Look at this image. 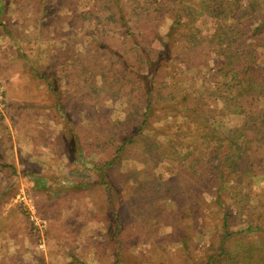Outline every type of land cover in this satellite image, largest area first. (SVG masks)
Returning <instances> with one entry per match:
<instances>
[{"label": "trees", "instance_id": "trees-1", "mask_svg": "<svg viewBox=\"0 0 264 264\" xmlns=\"http://www.w3.org/2000/svg\"><path fill=\"white\" fill-rule=\"evenodd\" d=\"M0 31L16 55L1 61L27 64L72 128L83 169L44 185L99 210L100 257L264 264V0H0ZM48 56L54 82L38 69ZM10 193L0 238L40 244L24 206L5 211Z\"/></svg>", "mask_w": 264, "mask_h": 264}, {"label": "rangeland", "instance_id": "rangeland-1", "mask_svg": "<svg viewBox=\"0 0 264 264\" xmlns=\"http://www.w3.org/2000/svg\"><path fill=\"white\" fill-rule=\"evenodd\" d=\"M18 18V15H14L13 21ZM66 32L74 33L75 29L70 24ZM159 32L163 31L157 30V35ZM148 45L156 48L157 44L152 39ZM4 51L12 59L16 58L15 50L0 31V54ZM24 66L27 67V64ZM24 66L19 61L5 65L0 55V76L7 80L10 99L6 116L0 117V187L9 186L11 189L12 199L5 211L24 206L30 221L39 229L42 242L34 244L29 239L24 242L12 241L4 236L0 238V262L3 264V260L12 261L18 256L22 259L20 264H71L75 260L82 264H113L109 248L108 261L106 256H99V247H106L101 240L104 223L99 221L96 207L86 206L89 198L67 189L65 184H52L50 188L44 185L54 179L66 181L70 179L73 169L80 171L83 168L77 164V149L71 140L70 124L52 115L50 106L53 100L47 87L31 74H26ZM38 69L52 82L59 79L50 56L38 65ZM21 74L25 77L19 82L17 79ZM64 89H68V86ZM222 109L220 105L215 113L219 115ZM112 116L119 119L118 122L122 121L120 115ZM73 125H78V122ZM95 161H99V155L95 156ZM3 165L7 168H3ZM57 194L59 201L54 197ZM74 195L85 199L73 203L71 198ZM160 202L161 206H168L171 200L162 197ZM73 214L78 215L76 229L69 222ZM182 255L176 253L173 261L176 264L186 261ZM37 257L43 262H38ZM73 257L75 259L72 260Z\"/></svg>", "mask_w": 264, "mask_h": 264}, {"label": "built area", "instance_id": "built-area-1", "mask_svg": "<svg viewBox=\"0 0 264 264\" xmlns=\"http://www.w3.org/2000/svg\"><path fill=\"white\" fill-rule=\"evenodd\" d=\"M9 100L7 80L0 76V117L6 116L10 102ZM26 205L29 206L27 203Z\"/></svg>", "mask_w": 264, "mask_h": 264}, {"label": "crops", "instance_id": "crops-1", "mask_svg": "<svg viewBox=\"0 0 264 264\" xmlns=\"http://www.w3.org/2000/svg\"><path fill=\"white\" fill-rule=\"evenodd\" d=\"M20 77L17 79L19 82L23 80V77H25V75H19Z\"/></svg>", "mask_w": 264, "mask_h": 264}]
</instances>
